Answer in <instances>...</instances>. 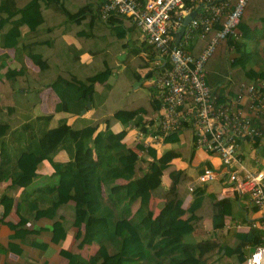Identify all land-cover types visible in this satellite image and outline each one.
<instances>
[{"label": "trees", "instance_id": "1", "mask_svg": "<svg viewBox=\"0 0 264 264\" xmlns=\"http://www.w3.org/2000/svg\"><path fill=\"white\" fill-rule=\"evenodd\" d=\"M70 3H80V0H0V45L14 47L18 51L22 42L20 27L26 24L37 37L26 45L25 53L39 66L37 72L25 66H7L3 72L0 71V77L7 78L15 93L24 98L31 94L37 97L40 88L50 85L59 97L56 111L80 116L83 108L93 109L92 118L83 125H73L66 117H61L56 125L42 128L38 134L29 136L22 148H16L6 141L5 135L11 129L6 118L9 111L0 103V181L10 179L11 184L25 187L33 180L30 169L36 159H44L51 164L58 181L43 187L53 196L51 204L41 213L52 216L61 204L72 200V224L78 228V246L97 243L96 250L89 257L76 251H64L68 264H210L208 258L215 255L228 257V264H243L246 246H254L261 240L259 227L253 225L246 231L235 229L226 242L224 232L207 234L204 228L206 217L211 218L214 227H223L225 213L232 218L240 216L243 213L241 208L238 213L234 212L236 200H218L203 183L190 189L188 183L192 176L184 168L171 169L168 172L169 183L166 186L162 184L163 170L171 159L192 154L194 145L190 129L182 127L167 134L164 137L166 142L184 141L180 146L165 148L160 154L155 147L142 143L135 142L132 147L124 140L126 129L114 131L112 125L116 121L127 123L130 120L136 124L145 123L148 117L158 112L159 99H151L147 94L129 93L120 106H107L106 98L110 100L113 97L108 92L111 85L106 81L111 66L104 65L93 71L90 69L92 64L74 63L68 67L60 61L61 65L53 66L50 55L58 53L62 47L61 32L73 30L68 22L69 17L75 16ZM50 5L59 10L57 17L62 15V21L57 22L53 29L50 25L46 27V10ZM247 5L237 25L240 34L234 42V49H230L232 39L227 37L220 41L206 63L207 82L211 86L226 82V92L232 94L238 92L240 82L257 76L256 71L246 65L253 53L247 52L245 42L241 41L242 37L250 36L243 20ZM88 6L93 17H100L98 0L88 2ZM112 17L118 21L123 18ZM132 27L117 25L119 36L124 37ZM75 34L79 36L78 31ZM198 40L197 46L192 47L194 54L206 43L205 38ZM39 43L44 45V50L37 48ZM122 45L129 46L124 58L129 88L132 81L141 77L137 67L148 68L157 51L145 42L136 43L134 40L132 44L122 42ZM140 50H146L147 56L139 55ZM102 53L105 59V48ZM3 65L0 63V69ZM169 65L166 60L162 66L149 67L143 75L153 76ZM96 82L104 83L102 90L95 88ZM226 92H221L220 97H224ZM42 117L50 118L51 114ZM100 123H104V127L99 128ZM60 149L68 153V160L54 158ZM138 149H142L141 152ZM118 178L125 181H117ZM189 194L191 199L184 206ZM153 198H157L156 212L151 206ZM0 203L3 204L4 215L11 209L13 197L4 194ZM134 204L136 207L131 212ZM200 207L203 211L198 214L196 209ZM53 226L55 239L65 235L61 220L55 221ZM5 264L15 263L7 261Z\"/></svg>", "mask_w": 264, "mask_h": 264}, {"label": "crops", "instance_id": "2", "mask_svg": "<svg viewBox=\"0 0 264 264\" xmlns=\"http://www.w3.org/2000/svg\"><path fill=\"white\" fill-rule=\"evenodd\" d=\"M98 1L100 4L101 0ZM88 2H93V0H80V3L69 4L74 11L73 14H75V16H71L68 19L70 27H73V30L61 32L60 36L63 40L61 44L62 47L58 53H52V55H50V59L54 63L53 66H59L58 64H60V61L63 66L68 67H71L74 63H77V65L92 64L90 68L91 71L97 70L99 67L103 68L104 65L111 66V73L106 81L111 85L108 92L113 97L110 100L106 98L105 101L107 102V106H120V102L124 96L129 93L133 95L147 94L151 99H159L161 105V99L157 95L156 88L152 85V76L143 75L149 67H153V59L149 61L150 66L148 68L137 67V70L141 73V77L132 81L128 88L129 79L124 72L127 65L126 62H124V58L127 56L129 46H123L122 42H128L130 44H132L133 40L136 41V43L144 42L141 40L139 29L130 18L124 15L110 14L105 18L99 13L100 17H93L92 12L88 8ZM246 5L247 7L243 20L249 29L248 32H250V36L242 37L241 41L242 43L243 41L245 42L247 52L253 53L246 65L256 71L257 76L254 78H261L264 80V0H248ZM78 7L81 9L78 10ZM58 11L59 10L54 5L48 7L46 10V14H48L46 27L50 25L53 29V27L55 28L56 25H58L57 22L62 21L60 20L62 19V15L59 14L57 17ZM84 13H86L85 16H83ZM112 16H120L123 18L121 21H118V19ZM79 17H81V19L77 20ZM119 24L133 26V29L132 31H126L124 37L121 38L117 29V25ZM20 30L22 42L18 51H15L14 47H3L0 45V63L4 64L0 69L1 72H3L7 66L11 68H21L25 66L33 72L38 71V64L25 53L26 45L34 42L37 34L29 30L26 24L21 25ZM75 31L79 32V36L75 34ZM49 34L50 32L48 31L47 35ZM178 39L179 34L176 35L175 40ZM198 39L204 38L196 37L189 45L190 51L193 52L192 47L195 48L197 46V43H199ZM145 44L152 46L146 42ZM242 47L243 44L241 48ZM37 48L40 50L45 49L44 45L40 43ZM104 48L106 50L105 59L102 53ZM201 48L202 47H200V49ZM200 49L197 52H199ZM144 51L146 50H140L139 55L147 56ZM99 52H101L100 55H98ZM232 54L234 55L235 53L232 52ZM247 55L249 57L248 53ZM229 74H231V72H229ZM225 83L217 82L214 87H216L220 93L226 92L228 91V86ZM103 85L104 83L96 82L95 88L100 91L103 89ZM36 99L38 100L35 101ZM58 100V95L50 85H45L40 88L37 97L31 94L29 98H24L21 94L15 93V90L11 87L7 78L0 77V103L3 108L9 111V113H6V118L11 126V129L5 135L9 145L22 148L29 136L38 134L41 132L42 128L56 125L61 117H66L69 123L77 126L83 125L92 118L91 114L93 109L85 110L83 113L81 112L80 116L67 111H56L55 104ZM105 101L101 102L100 105ZM9 107L12 109H9ZM105 111L106 110L103 109V112ZM47 114H51V117H42ZM15 120H19V123L13 128ZM147 120L153 121L151 116L148 117L146 121ZM33 122H36L39 126L34 127L32 125ZM133 123V120L127 123L116 121L112 125L114 131H119L123 128L126 129L124 140L132 147L135 142L139 143L141 141V139L136 136V126H134L136 123ZM154 124H156V121L153 125ZM102 127H104V123H100L99 128ZM183 141L184 139L181 140L182 143ZM181 142L171 143L161 140L159 142L149 143L148 146L155 147L157 153L160 154L165 148L182 145ZM191 142H193L192 144L194 145L192 154L173 157L169 165L163 170L161 176L162 184L166 186L169 183L170 179L168 172L174 168L186 169L192 176V180L189 181V183L194 185L201 184L196 179L198 172L201 171L204 165L213 166L218 172V176L214 180L203 182V184L206 185L207 191L215 194L218 200L222 198H232L236 200V203L234 201L236 206L234 212L238 213L240 208L243 212L240 216H236L235 218H232L229 213H225L223 227H214L210 217L204 218V228L207 234L212 232L220 234L224 232V242H226L235 229L246 231L250 226H253L254 222L258 224L257 220L259 219L260 211L257 210L251 200L248 199L247 194H239L237 190L230 187L231 183L222 171L224 164L220 155L217 152L208 151L203 147L197 146L192 139V135ZM239 152L241 162L246 168H262L264 170V142L260 140H242ZM54 158L56 160L65 161L68 160L69 155L64 149H60L55 154ZM30 172L33 175V180L25 187L11 184L10 179H3L0 181V199L4 194L13 197V205L4 215V207L3 204L0 203V264H5L7 261L15 264H68V259L64 251H76L85 257L92 255L97 248L96 242L85 244L82 247L78 246V239L76 236L78 228L72 224V200H68L61 204L52 216L41 213L42 209L47 208L51 204L53 196L50 191L43 187L46 185H54L58 181L57 175L53 173L51 164L47 160L36 159ZM117 181L124 182L125 179L118 178ZM38 187H42L43 189L38 190ZM190 199L191 195L189 194L184 201V206L188 204ZM156 202L157 198L151 199V206L155 212L157 211ZM19 205L20 207L17 210ZM202 211L203 209L201 207L196 209L198 214H201ZM57 220L63 222L65 226V235L55 239L53 237V224ZM250 248H252V246L247 245L245 252ZM208 262L210 264H228L229 258L215 255L210 256Z\"/></svg>", "mask_w": 264, "mask_h": 264}, {"label": "built area", "instance_id": "3", "mask_svg": "<svg viewBox=\"0 0 264 264\" xmlns=\"http://www.w3.org/2000/svg\"><path fill=\"white\" fill-rule=\"evenodd\" d=\"M247 1L101 0L99 13L105 18L113 13L130 18L141 40L157 50L153 66L170 62L151 78L161 99L158 112L151 116L153 121L133 123L139 143L148 146L188 127L197 146L217 152L230 187L247 194L260 211L258 224L253 225L261 228V240L245 252L243 264H264V170L246 168L239 152L242 140L264 142V80L242 81L237 93L226 92L221 98L218 89L207 82L206 68L220 41L231 37L230 49L234 48ZM191 12L194 14L184 24ZM177 34L179 39L175 40ZM196 37L205 38L206 43L194 54L189 45ZM217 176L213 166L204 165L196 179L203 183ZM188 186L192 189L195 185Z\"/></svg>", "mask_w": 264, "mask_h": 264}, {"label": "rangeland", "instance_id": "4", "mask_svg": "<svg viewBox=\"0 0 264 264\" xmlns=\"http://www.w3.org/2000/svg\"><path fill=\"white\" fill-rule=\"evenodd\" d=\"M116 77V75H115ZM35 119V118H34ZM33 120V119H32ZM19 123V120H15L14 123H13V128H15ZM34 127L36 126H39L36 122H33L32 124ZM106 166V165H105ZM100 169H101V165H100ZM134 207H135V204L132 206V209H131V212H134Z\"/></svg>", "mask_w": 264, "mask_h": 264}, {"label": "water", "instance_id": "5", "mask_svg": "<svg viewBox=\"0 0 264 264\" xmlns=\"http://www.w3.org/2000/svg\"><path fill=\"white\" fill-rule=\"evenodd\" d=\"M193 14H194V12H191L189 15L185 16V18H184V24L187 23L189 17H190L191 15H193ZM88 104H89V102H88ZM84 111H85V109L83 108V109L81 110V112L83 113Z\"/></svg>", "mask_w": 264, "mask_h": 264}]
</instances>
